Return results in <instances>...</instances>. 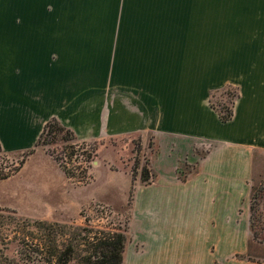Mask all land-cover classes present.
<instances>
[{"label": "crops", "instance_id": "obj_1", "mask_svg": "<svg viewBox=\"0 0 264 264\" xmlns=\"http://www.w3.org/2000/svg\"><path fill=\"white\" fill-rule=\"evenodd\" d=\"M5 2L23 15L0 32L1 150H33L52 118L77 140L150 133L158 152L151 183L134 184L123 264H264L236 257L264 170V0ZM228 86L224 123L209 96Z\"/></svg>", "mask_w": 264, "mask_h": 264}, {"label": "rangeland", "instance_id": "obj_2", "mask_svg": "<svg viewBox=\"0 0 264 264\" xmlns=\"http://www.w3.org/2000/svg\"><path fill=\"white\" fill-rule=\"evenodd\" d=\"M2 1L0 5H5ZM22 15L21 8L0 6V21H4L0 32L14 16ZM36 26L32 24V30ZM222 102L229 104L226 96L213 98L218 108ZM158 145V139L149 133L99 140H47L32 151L15 154L0 150V264H23L20 251L29 222L83 226L87 218L100 229H124L135 181L158 152ZM204 152L200 148L195 154L202 157ZM192 168V164L179 167L184 174ZM257 170L255 181L264 183V170ZM263 245H252V254L262 260Z\"/></svg>", "mask_w": 264, "mask_h": 264}, {"label": "trees", "instance_id": "obj_3", "mask_svg": "<svg viewBox=\"0 0 264 264\" xmlns=\"http://www.w3.org/2000/svg\"><path fill=\"white\" fill-rule=\"evenodd\" d=\"M216 95L226 96L229 104L222 102L221 107L218 108L213 103ZM237 98L236 88L228 86L212 92L209 96V105L216 111L220 121L225 123L233 117V107ZM47 140L68 142L76 140V137L71 130L62 126L57 119L52 118L44 125L35 148ZM54 159L59 161L57 157ZM62 168L64 173L71 178L70 172H67L64 166ZM178 174L182 181L186 179L187 173L184 174L178 169ZM151 181L152 174L148 164L147 167H142L140 182L148 185ZM132 194H130V199ZM27 228L22 238L20 251L23 264H123L124 252L129 240L127 226L124 229L118 227L105 230L91 225L87 218L83 226L34 221L29 222ZM249 228L248 254L236 257L255 261L252 245L264 244V183L256 182L254 179H252L249 199Z\"/></svg>", "mask_w": 264, "mask_h": 264}]
</instances>
